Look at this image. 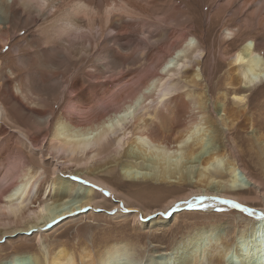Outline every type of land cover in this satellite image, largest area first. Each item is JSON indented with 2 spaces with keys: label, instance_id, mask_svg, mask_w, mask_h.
I'll use <instances>...</instances> for the list:
<instances>
[{
  "label": "bare ground",
  "instance_id": "obj_1",
  "mask_svg": "<svg viewBox=\"0 0 264 264\" xmlns=\"http://www.w3.org/2000/svg\"><path fill=\"white\" fill-rule=\"evenodd\" d=\"M202 4L216 6L210 16L225 20L224 34L232 39L244 31L264 33V0H0V51L9 46L10 23L16 9L19 19L34 25V33L43 47L78 66H85L89 58L96 56L99 73H112V78H116L114 83L105 84L102 97L95 99L87 94L83 81L77 77L66 82L63 74H59L61 79L44 84L42 77L30 75L28 93L41 107L46 99L58 106L67 99L66 90L71 94L57 118L53 110L26 107L23 100L29 96L28 89L24 91L19 86L15 94L9 87L3 91L0 84V153L6 142L3 136L12 135L19 137V145L42 165L37 169L29 164L20 151L10 161L0 157V244L14 245L35 238L44 247L45 233L77 224L94 214L99 206L92 190H86L77 200L72 181L111 189L107 182L99 181L100 174L119 166L122 175L134 183L192 186L182 200L171 202L173 211H202L211 215L219 206L233 208L221 203L227 200L253 213L250 216L234 208L254 220H249L251 224L230 239L222 233L225 225L194 231L187 237L191 251L183 264H237V261L264 264V258H259L264 250L257 249L254 242L258 234H264V220L259 219L264 214V205L263 209L252 208L244 198L246 192L255 190L264 203V193L237 159L243 154L237 136L254 128V120L248 115L247 94H235L232 108L227 106L225 92L214 103L208 95L203 76L206 55L192 32L193 19ZM164 9L172 12L166 15ZM181 23L183 26L179 28ZM157 33L176 40L157 49L154 46L156 52L148 57V67L138 71L134 80L125 85L126 78L132 75L126 73V60L143 59ZM246 42L229 58L230 90L250 91L264 86L260 42L253 37ZM128 49H132L131 57L121 55ZM18 60L23 65L28 63L21 55ZM88 76L97 78L91 72ZM201 84L205 91L196 92L194 89ZM77 90L82 91L81 95L72 96ZM210 108L217 115L214 120L209 115ZM12 110L28 114L34 125L44 130L46 136L40 144H49L48 154L54 159L50 177L44 169L43 148H36L41 140L30 137L21 127L13 128ZM53 118H56L54 128ZM166 127L173 132L168 133ZM254 138L264 150V135ZM244 139L254 158L256 142L253 138ZM260 155L261 152L259 161ZM64 174L70 180L63 178ZM199 196L205 197L203 203L190 208L187 202L196 201ZM142 218L138 220L145 227L160 222L149 217L144 223ZM247 245L251 249L244 254ZM132 252L126 245L114 243L94 256L84 251L81 262L124 264V259H131ZM28 258L14 256L0 264H23ZM46 263L77 264L73 254L64 248Z\"/></svg>",
  "mask_w": 264,
  "mask_h": 264
},
{
  "label": "rangeland",
  "instance_id": "obj_2",
  "mask_svg": "<svg viewBox=\"0 0 264 264\" xmlns=\"http://www.w3.org/2000/svg\"><path fill=\"white\" fill-rule=\"evenodd\" d=\"M212 5H201V11L198 13L197 18L193 19L194 26L192 29L196 44L201 46V49L204 50L206 55L203 68V76L207 85L206 89L212 103L217 100L221 92L228 94L227 106L229 108L233 107L232 99L235 94H247L248 115L253 117L254 128L249 131L245 129V133H239L237 136L238 145L243 150V154H239L240 156L237 159H239L240 166L260 184L261 192L264 193V150L258 146L259 143L254 138L256 135H264V86L250 91H234L227 87L230 78L229 58L246 44V41L249 42L252 37L260 42L258 44V52L264 58V33L244 31V33L237 34L233 39L228 37L224 34L225 31L222 28L225 20L213 19L210 16V13L212 14L213 10H216V6L214 4ZM164 12L167 15L172 11L164 9ZM13 14H15L16 19L14 17L10 23L9 46L0 51V67L2 66L0 70V84L2 85L1 88L3 91L9 87L11 91L14 90L13 92L17 93L19 86L26 91L28 89L27 84L30 75L42 77L43 83L48 84L54 83L56 79H61L59 74H63V80L66 82L76 77L81 79L87 94L96 99L102 97L101 91L105 84L116 81L114 76V79L112 78V73H99L96 56L89 58L85 66H78L75 62L67 61L69 60L67 57H61L62 55L59 53L46 49L41 45L42 43L37 33H34V25L31 22H24L22 19H19V14L16 9H13ZM182 26L183 24L181 23L179 28H182ZM174 40H176V37H167L164 34L157 33L152 38V48L150 47L148 49L143 59H139L140 61L127 59L128 67L126 68V73H132V75L126 78L128 82L125 85H128L130 81L134 80L133 77L137 75L138 71L140 72V70H145L148 67V57L155 54L157 46H164ZM154 46L156 49L153 48ZM18 55H21L28 63L25 65L21 64L18 60ZM121 55L131 57L132 49L123 51ZM11 71L16 72V74H12ZM88 72L95 74L97 78L93 79L91 76H88ZM204 88L205 86L203 87V84H201L194 90L196 92H204ZM116 91L117 88L114 92ZM28 92L30 93L29 89L27 90V94L29 95ZM81 92L77 90L72 96H80ZM66 97L67 99L59 103L58 106L51 104L46 99L47 102H43V107H41L38 105L39 101L30 94L27 96V99L23 100V103L30 110H34L35 108L42 109L43 111L53 110L54 117L57 118L65 110V105H67L68 99L71 98V94L67 90ZM211 110L210 108L209 115L214 120L217 115ZM26 115L28 114H20L18 111L12 110L11 118L14 121L12 126L14 125L13 128L21 127L24 131L28 132L30 137H37L41 140L38 142L39 145L38 143L36 144V148H43L42 154L44 161H46L44 169L48 171V177H50V171L53 167L51 162L53 163L54 159L48 154L49 144L44 143L45 145L43 144V146L40 144L44 140V136H46L45 132L34 125L31 117L28 118L29 115ZM56 118L52 119L53 128L56 123ZM12 126L9 128H12ZM166 131L168 133L173 132L169 127H166ZM251 131L254 133L252 134ZM228 135L230 136V134ZM243 137L248 139L253 138L256 142V144L254 143L255 145L253 144V148L255 149L253 152L256 155L254 158L247 151L250 148L244 143L243 140L246 139ZM18 138L12 135L3 136L6 142L3 146L2 153H0V157H3L4 161H10L15 155L22 152L28 160V163H31V165L39 169L42 166L40 162L37 161V158L31 159L29 157V150L19 145ZM256 151L258 155L261 152L260 161ZM37 154L39 153H36V156ZM38 156L40 157V155ZM126 162L124 161L123 163ZM62 177L70 180L68 174H64ZM99 178V181L107 182L111 189L97 185L96 183L89 185L81 183L80 180L79 182L72 181L74 187L73 194L77 200L82 197L81 195L86 190H92L95 193V198H97L96 201L99 206L94 214H89L86 218H82L77 224L72 223L70 226L66 225L55 231L45 233L42 239L44 247L39 246L35 238H29L14 245L4 246V244H0V262L14 256L27 255L29 256L28 262L23 264H39V262L40 264H47L46 260L52 257L57 250L64 248L73 254L77 264H82L81 257L84 251L90 252L94 256L99 252H103L111 244L119 243L126 245L130 250L133 249L130 256L131 259H124V264L127 262H131V264H183L185 257L189 256L191 251L189 249L190 241L187 240V237L193 235L192 233L194 231L196 232L201 229L209 230L211 226L225 225L226 230L225 232L223 230L222 233H225L227 239H230L235 236L238 230L248 227L247 225L251 224H248L249 220H254L239 210L224 206L217 207L216 211L211 215L202 211H173L174 207L171 205V202L174 200H182L189 190H191L192 186L178 187L159 183L140 184V181L134 183L128 181L122 175L119 166L106 170L100 174ZM201 197H196V199ZM245 197L247 199V205L255 209H263V200L257 197L255 190L251 193L246 192ZM155 211L157 213H154ZM139 217H144L142 218L143 222L149 217H154L156 221L160 222L145 227L142 222H139ZM257 237L254 240L255 246ZM262 244L264 245V242ZM247 247H244V254H247V251L251 249V246L247 245ZM237 264H239L238 261Z\"/></svg>",
  "mask_w": 264,
  "mask_h": 264
},
{
  "label": "snow or ice",
  "instance_id": "obj_3",
  "mask_svg": "<svg viewBox=\"0 0 264 264\" xmlns=\"http://www.w3.org/2000/svg\"><path fill=\"white\" fill-rule=\"evenodd\" d=\"M73 179H76V178H73ZM81 183H87V182H86V181H81ZM93 187H95V186L93 185ZM203 199H204V198L201 197V198H198L196 201L187 202V203H188V206H189L190 208L195 207V206H197L198 204L203 203ZM213 199H216V198L213 197ZM221 203H224V204H231V206H232L233 208L241 209L242 212L247 213V214L250 215V216L253 215V213H251V212L249 211L248 208H246V207H242V206H241L240 204H238V203H234V202L227 201V200H223V201H221ZM177 207H179V205H177ZM161 215H163V214H161ZM259 219L264 220V214H261V216L259 217Z\"/></svg>",
  "mask_w": 264,
  "mask_h": 264
},
{
  "label": "water",
  "instance_id": "obj_4",
  "mask_svg": "<svg viewBox=\"0 0 264 264\" xmlns=\"http://www.w3.org/2000/svg\"><path fill=\"white\" fill-rule=\"evenodd\" d=\"M262 242H264V234H262V237L259 236V234H258V237H257V240H256V247L257 248L260 247V248H258L260 250H264V245L262 244ZM259 258H264V255L263 254H259Z\"/></svg>",
  "mask_w": 264,
  "mask_h": 264
}]
</instances>
